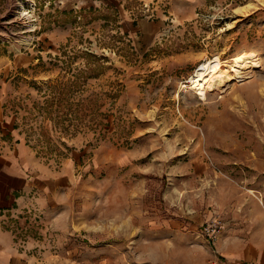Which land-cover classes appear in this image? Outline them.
Instances as JSON below:
<instances>
[{
  "label": "rangeland",
  "instance_id": "374dc122",
  "mask_svg": "<svg viewBox=\"0 0 264 264\" xmlns=\"http://www.w3.org/2000/svg\"><path fill=\"white\" fill-rule=\"evenodd\" d=\"M142 18L161 21L154 37ZM203 63L243 77L183 87ZM0 78L14 118L0 142L16 128L72 174L53 223L27 211L18 250L46 264H200L213 254L203 223L246 234L264 210V0H205L182 22L170 0H0Z\"/></svg>",
  "mask_w": 264,
  "mask_h": 264
},
{
  "label": "crops",
  "instance_id": "0c3cea01",
  "mask_svg": "<svg viewBox=\"0 0 264 264\" xmlns=\"http://www.w3.org/2000/svg\"><path fill=\"white\" fill-rule=\"evenodd\" d=\"M203 2L205 0H170V12L182 22ZM137 24L146 39L154 37L161 27L160 20L142 18ZM125 26L126 29L132 27L129 21ZM32 59L31 54L18 60L21 65ZM4 80L0 78V125L14 119L4 107V88L8 87ZM13 130L18 140L12 142V146L0 142V264H46V260H39L33 252L18 250L19 239L15 237L25 229L22 225H28L26 213L31 208H37L49 224L57 219L60 205L68 197L71 168L68 163L61 169L44 164L20 133H15L16 128ZM255 198L262 204L260 197ZM257 209L260 208L257 206L255 212L250 213L255 222L246 234L224 228L212 243L211 258L200 264H264V210ZM32 245L34 242L30 240L27 246Z\"/></svg>",
  "mask_w": 264,
  "mask_h": 264
},
{
  "label": "bare ground",
  "instance_id": "6f19581e",
  "mask_svg": "<svg viewBox=\"0 0 264 264\" xmlns=\"http://www.w3.org/2000/svg\"><path fill=\"white\" fill-rule=\"evenodd\" d=\"M243 57L245 56H238L236 60ZM242 77V72L237 71V73L232 74L225 64H223V66L212 68L207 63H203L201 67L189 75V77L184 81L185 85L183 87L190 90H203L204 92H206L209 88L220 90L228 85L230 81L234 79H241Z\"/></svg>",
  "mask_w": 264,
  "mask_h": 264
},
{
  "label": "built area",
  "instance_id": "2783aa9c",
  "mask_svg": "<svg viewBox=\"0 0 264 264\" xmlns=\"http://www.w3.org/2000/svg\"><path fill=\"white\" fill-rule=\"evenodd\" d=\"M24 12V15H26L29 11H23L22 13H19L20 16H24ZM222 228L223 224L221 220L217 217H213L210 221H207L201 225L200 233L206 238L207 242L213 243L221 232Z\"/></svg>",
  "mask_w": 264,
  "mask_h": 264
}]
</instances>
